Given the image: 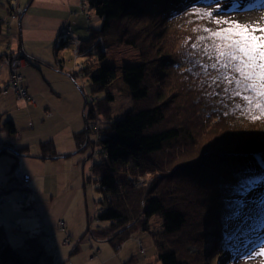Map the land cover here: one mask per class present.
<instances>
[{
    "label": "trees",
    "instance_id": "16d2710c",
    "mask_svg": "<svg viewBox=\"0 0 264 264\" xmlns=\"http://www.w3.org/2000/svg\"><path fill=\"white\" fill-rule=\"evenodd\" d=\"M89 3L102 23L99 28L91 27L90 35L82 39L76 67L67 72L84 94L85 127L75 132L77 144L85 149L91 131L98 134L100 155L91 152L89 156L96 160L92 170L104 192L95 217L106 224L97 226L95 233L87 227L88 242L94 247L105 239L121 248L127 239L141 233L152 239L154 257L164 260L163 264H231L242 258L264 239L263 211L234 226L232 220L239 217L230 219L242 212L248 197L253 201L260 198L259 207H264V113L254 105L250 111L243 98L254 93L236 96L235 84L213 79L218 77L216 69L205 72L203 65L214 61L205 54L204 46H211L212 41L201 42L199 37L208 36L205 27H234L224 21L252 26L237 15L222 17L215 0ZM205 12L213 16L203 15ZM4 27L0 21V33ZM102 36L116 37L139 50L142 70L138 86L143 94L133 97L132 106L123 113L128 119L148 113V121L137 130L125 132L113 116L115 94L110 85L117 77L116 67L94 68L107 58L104 43L97 41ZM9 44L0 60L3 55H13ZM16 47L27 60L21 44ZM80 56H84L81 62ZM77 77L83 79L82 86ZM86 80L100 94L85 92ZM253 115L259 118L254 120ZM1 126L7 139L1 141L0 158L3 153L11 154L13 169L28 146L13 142L20 132L14 119L8 118ZM149 139L153 140L147 142ZM40 143L43 157L56 154L52 139ZM142 178L147 183L139 185ZM21 189H31L30 182ZM25 197L21 193L17 202L23 203ZM153 217L161 219L156 228L151 226ZM10 223L18 240L12 241L0 224V264H68L58 261L45 245L47 229H24ZM78 238L82 240V236ZM141 246L148 249L139 239Z\"/></svg>",
    "mask_w": 264,
    "mask_h": 264
},
{
    "label": "rangeland",
    "instance_id": "374dc122",
    "mask_svg": "<svg viewBox=\"0 0 264 264\" xmlns=\"http://www.w3.org/2000/svg\"><path fill=\"white\" fill-rule=\"evenodd\" d=\"M215 3L216 10L217 5L220 6L222 17L237 15L240 21L251 26H264V0H215ZM22 4L26 8L24 14L11 23L10 31L5 26L0 33V53L6 51L12 37L14 42L10 41L9 45L21 44L29 58L21 62L20 84L28 88L31 98H20L18 86L10 80L12 61L21 56L7 54L11 58L9 63L0 60V140L7 139L2 123L12 118L20 130L13 142L28 148L27 152H20L15 175L6 172L9 164L12 166L13 156L7 152L1 155L0 188L4 192H0V224L5 226L12 241L18 237L11 221L24 229H47L50 233L45 245L52 249L58 261L68 264H163L164 260L155 259L154 243L148 235L136 233L121 248L102 239L99 252L94 251L95 247L88 242V234L85 235L87 227L95 233L97 226L106 224L96 221L95 213L102 206L100 200L104 192L92 170L94 157L89 156L98 148L94 144L98 134L91 131L90 144L85 149L75 139V132L85 127L84 94L67 73L76 67L74 47L61 40L59 32L62 27L70 26L71 36L83 44L82 39L90 35L91 27H100L101 17L89 0H22ZM9 8V0H0L1 16H6ZM99 40L104 43L107 58L94 68L114 65L117 69V77L110 85L115 94L112 103L115 121L121 123L119 126L125 132L137 130L148 121V113L129 119L123 113L132 106L133 97L143 94L138 86L142 70L139 50L120 43L116 37L102 36ZM82 60L84 56L79 57V62ZM57 63L61 69L55 67ZM78 81L82 86L83 79L78 78ZM87 83L85 92L100 94L93 92L89 81ZM50 139L57 152L52 157H43L40 142ZM26 173L31 177L27 182L24 180ZM153 175L148 177L153 178ZM29 182L31 189H21ZM17 183L20 186L15 188ZM140 183L146 184L147 180L142 178ZM21 193L26 197L19 204L17 200ZM260 203V198L255 201L246 198L241 215L231 222L233 226L257 211L264 212ZM151 222L156 228L161 219L153 217ZM81 236L80 241L78 237ZM139 239L145 242L147 250L139 247ZM261 247H264V239L254 243L249 253L231 264H264V255L249 256L253 250L259 253Z\"/></svg>",
    "mask_w": 264,
    "mask_h": 264
},
{
    "label": "snow or ice",
    "instance_id": "6c2138e0",
    "mask_svg": "<svg viewBox=\"0 0 264 264\" xmlns=\"http://www.w3.org/2000/svg\"><path fill=\"white\" fill-rule=\"evenodd\" d=\"M220 6L217 5V11ZM203 15L213 16L212 12H205ZM218 24L219 20L216 21ZM233 24L234 27H228L218 30H212L207 27L203 29L208 36L199 37L203 42L211 39V46L205 45L204 51L212 63L204 64L203 68L207 73L209 69H216L218 77L213 79H223L229 85L235 84L236 96H242L244 92L254 93L251 96H243L248 101V108L251 111L253 105L264 113V26L249 27L242 25L239 21H224ZM193 48L197 45L193 44ZM214 53V55H211ZM228 91V89H225ZM258 119L256 115L252 117ZM251 187V185H249ZM241 215L240 211L235 212L230 219H235ZM264 255V247L260 252L255 250L249 254Z\"/></svg>",
    "mask_w": 264,
    "mask_h": 264
},
{
    "label": "built area",
    "instance_id": "2783aa9c",
    "mask_svg": "<svg viewBox=\"0 0 264 264\" xmlns=\"http://www.w3.org/2000/svg\"><path fill=\"white\" fill-rule=\"evenodd\" d=\"M9 4L11 5V8H9V13L10 15L8 16H0V21H3L4 22V25L6 26V28L8 29V31L11 30V23H13L14 20L20 18L24 11H25V7L24 5L22 4V0H9ZM59 36L61 37V40H65L67 44H70V45H73L74 47V57L76 58L78 55H79V52H80V46H81V40H77V39H74L72 36H71V27H62L60 29V32H59ZM14 42V41H12ZM15 47V46H14ZM16 48V47H15ZM9 51L13 52V57L14 56H18L20 55L18 50L16 51H13L14 48L12 45H9ZM21 56V55H20ZM6 58L3 59L5 60L7 63H9V61L11 60V58H8V56H5ZM24 57H20L18 59H14L12 61V71H11V81L14 82V85L15 86H18V94L20 96V98H27V99H30L31 98V95L29 93V91H27V87L24 86V85H21L20 82L22 80V74L18 73L19 71V68L21 65V62L24 61ZM57 69H61V66H60V63H57L56 66H55ZM19 82V84H17ZM95 156H99L100 153L97 151V152H94ZM30 175H28V173H26L24 175V180H26V182L30 179ZM95 252H99L100 250V247L98 245H95ZM97 255V254H96Z\"/></svg>",
    "mask_w": 264,
    "mask_h": 264
},
{
    "label": "bare ground",
    "instance_id": "6f19581e",
    "mask_svg": "<svg viewBox=\"0 0 264 264\" xmlns=\"http://www.w3.org/2000/svg\"><path fill=\"white\" fill-rule=\"evenodd\" d=\"M26 9V8H25ZM25 12V11H24ZM8 15H10V13H9V11H8V13H7V15L6 16H8ZM13 48H14V51H16L17 50V47L15 48L14 46H13ZM6 57L3 55V57H2V59H5ZM10 62V61H9ZM56 66V65H55ZM77 78H81V77H77ZM27 91H29L28 89H27ZM89 136H90V134H89ZM94 144H97V141L94 143ZM0 145H2V143H1V140H0ZM6 146V145H5ZM98 150H94V151H92V153H94V152H97ZM10 161H11V159H9ZM96 161V160H95ZM11 170H13L12 172H11ZM6 172L7 173H12V175H15V172H17V170L15 169V168H13L12 169V166L9 164V166L7 167V170H6ZM28 175H30L29 173H28ZM13 185V184H12ZM0 192H4V190L2 189V188H0ZM2 194H0V197H2L1 196Z\"/></svg>",
    "mask_w": 264,
    "mask_h": 264
}]
</instances>
